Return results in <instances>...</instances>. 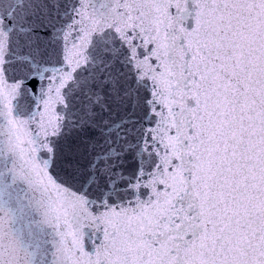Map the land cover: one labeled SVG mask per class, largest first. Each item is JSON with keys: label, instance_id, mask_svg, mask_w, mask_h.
I'll use <instances>...</instances> for the list:
<instances>
[{"label": "snow or ice", "instance_id": "6c2138e0", "mask_svg": "<svg viewBox=\"0 0 264 264\" xmlns=\"http://www.w3.org/2000/svg\"><path fill=\"white\" fill-rule=\"evenodd\" d=\"M0 264H264V0H0Z\"/></svg>", "mask_w": 264, "mask_h": 264}]
</instances>
